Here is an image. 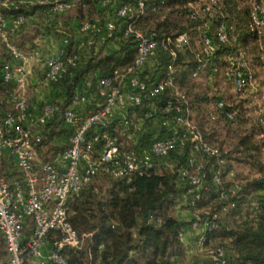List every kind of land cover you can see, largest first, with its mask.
I'll return each instance as SVG.
<instances>
[{"label": "trees", "instance_id": "obj_1", "mask_svg": "<svg viewBox=\"0 0 264 264\" xmlns=\"http://www.w3.org/2000/svg\"><path fill=\"white\" fill-rule=\"evenodd\" d=\"M64 1L71 2L72 6L62 13L53 11L54 0L33 4L18 0L11 8L0 5V13L7 14L9 19L24 17L13 41L25 51L38 48L43 38L52 37L60 48L65 46L70 52L80 53L79 65L72 72L47 83L52 90L50 101L60 103L62 109L72 103L74 89L93 91L99 78L111 74L114 69L132 65L137 53L133 37L124 33L127 19L117 17L114 8V5L118 7L135 0H110L104 7L100 0ZM189 3L190 0H147L145 14L137 28L154 33L159 42L187 32L191 43L175 58L170 55L169 48L160 46L156 57L143 67L140 75L148 82L154 81L167 74L169 65L173 66L175 83L189 93L190 112L195 113L205 139L219 150L220 156L196 153L187 142L172 151L168 158L158 159L156 167L149 173L137 175L131 181L99 174L70 201L73 227L80 234L92 233L93 243L91 245L88 239L81 250L64 248L66 264H89L90 252L95 264H174L175 257L186 252L181 233L190 224L175 216L168 207L184 201V196H188L189 206L195 212H201L199 208L203 203L214 202L212 211L201 214L218 213L219 226L207 231V245L212 246L210 241L221 238L222 244L215 246L223 247L224 264H264V124L253 120L250 112L247 114L249 107L244 101L237 103V110L228 103L218 108L214 104L216 96L210 95L224 66L241 50L246 51L243 57L247 60L252 56L248 62L254 76L257 78L261 73L255 69L261 60L258 55L261 56V50L256 47V33L249 29L250 8L247 0H219L223 12L218 13L214 21L218 28L220 22L226 23L229 41L220 42L217 33L211 35L216 49L204 55L197 37L199 21L192 18ZM97 18L102 23L110 18L116 21V37L110 41H118L119 49L104 53L103 47L110 41L99 48L81 46L89 37L88 33L80 31L81 24ZM74 22L76 26H73ZM66 39L67 43L64 42ZM15 89L14 83H5L0 78L2 95L8 96ZM169 96L168 90L158 97L148 96L143 106L130 111H154V115L146 120L141 137L144 134L163 137L169 132L162 125L163 117L167 116L164 102ZM205 103H213L214 107L208 109ZM9 109L11 105L4 103L0 117ZM227 111H233L234 117L229 118ZM213 114L215 118H212ZM47 127L49 140L53 142L49 147L52 146L55 152L64 149L70 131L59 114ZM192 156L204 160L202 171L206 188L195 189L179 176L180 167ZM220 159L224 160L223 164ZM4 166L5 162L0 163V173H5ZM219 167H222L220 183L213 180ZM99 177L115 180L105 193L96 186ZM190 187L193 193H188ZM197 192L200 197L195 199ZM224 193L228 194L227 198L222 197ZM194 199L195 204L191 205ZM222 208L226 210L224 216L220 213ZM0 236V257H4L5 243ZM209 264H213L210 258Z\"/></svg>", "mask_w": 264, "mask_h": 264}, {"label": "built area", "instance_id": "obj_2", "mask_svg": "<svg viewBox=\"0 0 264 264\" xmlns=\"http://www.w3.org/2000/svg\"><path fill=\"white\" fill-rule=\"evenodd\" d=\"M17 3L18 0H0L4 8L14 7ZM146 3L147 0H135L123 3L115 10L117 17L127 19L124 33L135 41L137 53L134 63L99 78L93 91L74 89L72 103L65 109L58 102H36L27 96L26 88L30 83V70L26 64L28 55L12 38V32L23 24L24 17L9 19L7 14L0 13V42L9 57L0 66V78L5 83L16 85L8 96L0 93V108L4 103L11 105L0 120V163L5 162V173H0V234L6 251V255L0 257V264H66L64 248L81 250L86 239H90L92 245V233L80 234L73 227L70 201L101 173L131 181L137 175L149 173L156 167L158 159L168 158L172 151L187 142L196 153L220 156L219 150L193 123L188 106L189 93L175 83L173 66L169 65L167 74L154 81L148 82L145 76L140 75L143 67L156 57L160 46L169 48L170 55L175 58L190 42L186 32L175 39L168 36L159 42L154 33L137 28L145 14ZM103 5H108L106 0ZM71 6L69 1L54 0L53 11L62 13ZM215 7L220 8L219 0H201L199 8L193 9L191 16L198 18L200 13L210 12ZM9 22L11 29L8 28ZM249 29L256 33L260 42L264 72L262 3L256 4L251 11ZM116 30L117 23L113 19H108L104 26L95 21H84L80 26L81 32L89 34L83 41L87 46L106 44L116 37ZM217 38L220 42L229 41L225 22L220 23ZM64 42L67 43V39ZM204 43L208 53L216 49L211 36L205 35ZM79 62L80 53L70 52L65 46L57 49L43 60L45 72L39 83L59 80L72 72ZM224 74L238 91L254 87L264 91V82L260 84L257 81L243 55L231 58ZM167 90L170 96L164 102L167 116L163 117L162 125L169 132L144 144L140 139L141 133L154 111L135 114L130 111L143 106L146 97H158ZM92 94L95 101L91 106ZM225 104L220 100L217 107L223 108ZM81 105L85 107L81 109ZM58 114L70 131L67 145L58 152L52 151L48 159H44L43 148L53 145L47 125ZM226 115L233 118L234 112L227 111ZM212 118H215L214 114ZM260 121L264 124V116ZM118 127L131 139L132 148L123 147ZM220 163L223 164L224 160L220 159ZM202 169V162L192 156L186 165L180 167L179 176L195 189L206 188ZM221 173L222 167H219L213 174V180L220 183ZM195 197H200L198 192ZM222 197L227 198L228 194L224 193ZM195 199L191 205L195 204ZM210 214H194L190 226L200 231L197 247L206 251L213 264H224L223 247L207 245V231L219 226L218 213ZM89 264H95L91 252Z\"/></svg>", "mask_w": 264, "mask_h": 264}, {"label": "rangeland", "instance_id": "obj_3", "mask_svg": "<svg viewBox=\"0 0 264 264\" xmlns=\"http://www.w3.org/2000/svg\"><path fill=\"white\" fill-rule=\"evenodd\" d=\"M200 3H201V0H190L189 6L192 10L193 9L195 10L196 8L197 9L199 8ZM258 3H262L264 5V0H247V4L250 8V13L254 9V6ZM221 9H223L222 5H220V8L215 7L210 12L200 13V15L197 18L199 21V27L197 28V37L199 38V41L201 40L200 47L203 50L204 55L208 54L207 46L204 43V36L205 35L214 36L217 33L218 27H217L214 19L218 13L223 12V10H221ZM189 41H190L189 42V44H190L191 39ZM256 47L258 48V50L260 49V42L258 40L256 42ZM245 52L246 51L241 50L239 55H235L236 56L235 58L236 59L240 58V56H242V55L245 56ZM258 55L260 57V53ZM248 59H249L248 61L251 62L252 56H249ZM229 62H230V60H229ZM221 65H223V63ZM229 66H230V63L224 66V69H223L221 75L216 80L217 83L214 85V90L211 91L210 95L216 96L214 104L217 106V103L220 100H223V101H225V103H228L231 107L236 108V105L238 102L244 101L246 103V105L249 107V111L247 112V114L250 112L251 115H253V117H255V118L257 117V120H258L259 118H261L264 115V94H263V90L259 88L260 90L256 91V87H254V88H250L249 90L244 91V92L238 91L236 89V87L234 86L233 82L231 80H228L224 74L225 68L229 67ZM255 69L257 71L261 72V73H259V76H257V78H256L257 81L258 82L264 81V72L261 68V60L260 59L258 60L257 68H255ZM208 81H210V80H208ZM251 89H255V91L253 93H249V91ZM94 97L95 96L92 94L91 95V102H90L91 106L93 105L92 103L95 101ZM214 104L213 103L212 104L205 103V107H207L208 109H210V108L212 109L214 107ZM90 105H86V106H90ZM237 109L238 108H236V110ZM135 113L136 112L133 111V114H135ZM191 119H192L193 123L198 127V129L202 132L201 128L199 127V125L197 123V120L195 119V113L194 112H191ZM150 129H151V127H150ZM117 132H118L120 139L123 142V147L125 149L126 148H132L133 144L131 142V139H129L127 137V135H124V132L122 131V129L120 127H118ZM140 139H141V142H143L144 144H148L151 140L154 139V136L144 134L143 137H140ZM52 146L51 147L48 146V147L43 148L44 149V153H43L44 159H48L49 155L52 153V151H53ZM198 160L200 162H202L201 157L198 158ZM166 162L169 165L171 164L170 160H168ZM203 163L204 162H202V164ZM206 163L207 162H205V164ZM113 181H115V180L108 178V177H99V178H97L95 183H96V186L99 189V191H101L102 193H105L107 191V189L109 187H111V185L113 184ZM193 191L194 190L191 187L188 188V193H193ZM184 198H185L184 201L180 200L175 205H169L168 208L172 211V213L175 216L180 217L183 221L188 222L190 225H191V222L194 218V214H196V213L201 214V212L205 213V212H210L213 210L212 205L214 204V202H212L211 204L210 203H203L199 208L201 212H198V210L195 212L189 206L188 196H184ZM225 212H226V210H224L223 208L220 209V213L223 216L225 215ZM87 233H90V232H87ZM222 242L223 241L221 240V238H215V239H213V241H210V244L212 246H215V245L222 244ZM86 243H87V239H86L85 244ZM190 250H192V251H190ZM0 251L2 253L1 246H0ZM174 261H175V263L177 262L178 264H209V257H208L205 250H202L199 247H197V244L195 241V244H193V246L191 248H189L188 252H184V253L177 255L175 257Z\"/></svg>", "mask_w": 264, "mask_h": 264}, {"label": "crops", "instance_id": "obj_4", "mask_svg": "<svg viewBox=\"0 0 264 264\" xmlns=\"http://www.w3.org/2000/svg\"><path fill=\"white\" fill-rule=\"evenodd\" d=\"M22 1H23V3L33 4V3H37V2L38 3H44V2H47L49 0H22ZM100 1H101V5L103 7L107 6V5H103L104 0H100ZM106 1H107V4L109 5L110 0H106ZM115 3H116V5L118 4V2H116V1H115ZM114 8H117V7L114 5ZM95 22H98L101 26H104L106 23V22L102 23L100 21V19H98V18L95 20ZM8 24H9L8 28L11 29V22H9ZM73 26H76V22L73 23ZM17 31H18V28L12 32L13 39L14 38L16 39L15 36L17 34ZM76 39L79 40L80 37L77 36ZM81 46H83V48H87V45H84L83 43ZM119 47H120L119 42L114 40V41L108 42L103 47V50H104V53H110L113 50L119 49ZM59 48H60L59 43L57 41H55L54 38H52V37L43 38L41 40L40 46L34 50L25 51L23 48H21L28 55L26 64H27L28 69L30 70V83L26 88V94L31 100L36 101V102H44V101H50L52 99L51 88L48 87L47 84L39 83V80L45 72L43 60L46 59L52 52L56 51ZM97 48H99V47H97ZM84 50L85 49H83V51ZM4 55H7V53H6L2 43L0 42V61L1 62L5 61V60H9L8 55L7 56H4ZM259 90H260L259 88H256V91H259ZM254 91H255V89H251L249 91V93H253ZM84 107H85V105H81L80 108L83 109ZM0 120H1V117H0ZM253 120L257 121V117L256 118L253 117ZM258 120H261V118H259ZM260 136H263V133H261ZM202 160L203 159L201 158V161ZM202 162H204V160ZM199 233H200V231L193 230L190 225L186 226L183 229L182 240L186 246V252H188L189 248H191L193 246V244H195V241H196ZM48 249L49 248L46 247V250H48ZM190 251H192V250H190Z\"/></svg>", "mask_w": 264, "mask_h": 264}]
</instances>
